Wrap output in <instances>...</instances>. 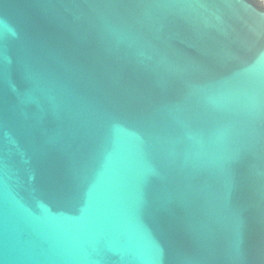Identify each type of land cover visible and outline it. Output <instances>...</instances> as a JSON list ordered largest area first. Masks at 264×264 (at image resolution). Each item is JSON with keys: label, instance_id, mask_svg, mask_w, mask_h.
<instances>
[{"label": "water", "instance_id": "water-1", "mask_svg": "<svg viewBox=\"0 0 264 264\" xmlns=\"http://www.w3.org/2000/svg\"><path fill=\"white\" fill-rule=\"evenodd\" d=\"M0 264H264V0H0Z\"/></svg>", "mask_w": 264, "mask_h": 264}]
</instances>
